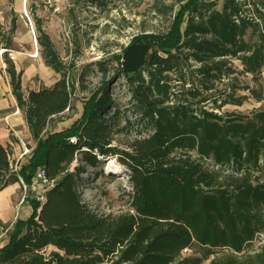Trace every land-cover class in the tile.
<instances>
[{
    "label": "trees",
    "instance_id": "trees-1",
    "mask_svg": "<svg viewBox=\"0 0 264 264\" xmlns=\"http://www.w3.org/2000/svg\"><path fill=\"white\" fill-rule=\"evenodd\" d=\"M215 6L186 0L178 13L158 8L173 13L169 33L137 34L121 56L89 64L125 79L133 121L122 116L108 81L91 92L80 121L49 132L53 118L73 109L70 71L41 24L45 63L60 75L51 87L25 95L22 73L4 56L36 146L14 169L0 143V191L21 179L29 185L39 168L53 186L43 204L28 193L32 213L8 230L0 264H264V247L246 252L264 233V109L222 112L249 96L264 102L261 89L239 86L231 63L239 60L241 74L253 79L264 72V0ZM12 33L0 25V47L11 50ZM134 127L140 130L127 148H115V136ZM115 155L128 174L131 211L99 215L82 200L74 162L95 169ZM7 228L0 221V232ZM193 248L201 252L183 256Z\"/></svg>",
    "mask_w": 264,
    "mask_h": 264
},
{
    "label": "rangeland",
    "instance_id": "rangeland-1",
    "mask_svg": "<svg viewBox=\"0 0 264 264\" xmlns=\"http://www.w3.org/2000/svg\"><path fill=\"white\" fill-rule=\"evenodd\" d=\"M216 4L215 9L221 10L225 0H207ZM186 0H0V25L3 34L10 35L14 27L13 40L23 47L14 49L22 51L26 61L31 62L29 54L38 53L33 59L40 71L31 78L23 77L24 87L27 92L31 89L42 88L49 84L53 78H60L50 66L45 63L43 47L39 43L40 32L38 24L53 44L55 52L64 64L65 70L70 71L72 81V105L73 109L66 111L62 116L53 118L49 132H58L69 129L75 122L80 121L85 115V106L89 104L91 92L98 89L101 84L110 82L112 98L120 106L122 116L131 117L132 105L129 101V92L123 77H114L111 70L106 76L97 72L95 66L89 64L96 61L108 60L114 56H121L132 38L140 33L167 34L171 30L173 13H178ZM171 6L173 13L166 9V14L161 15L156 9H164ZM232 67L236 69V75L241 88L247 86L251 89H261L264 93V72L256 79L251 75H242L243 66L239 60H232ZM111 66L116 67L113 61ZM53 70L54 74H52ZM49 72V73H48ZM87 72L80 84V75ZM52 75V77H50ZM81 87L85 88L82 90ZM246 88V87H245ZM249 94L247 91L241 92ZM25 94V93H24ZM259 108L264 109V102L256 101L249 96L248 100L240 107L226 106L222 112H236L249 114ZM23 114V111H22ZM140 127H134L131 133H123L115 136L113 146L119 150H125L128 143L133 140ZM101 166L93 169L83 162H74L81 166L80 186L82 200L99 215H120L130 212L131 187L128 174L123 165L118 161V156L101 158ZM114 161L117 174H107V166ZM264 247V233L253 240L246 252H258ZM52 248H49V251ZM201 252L193 248L183 253V256ZM208 264V262L206 263Z\"/></svg>",
    "mask_w": 264,
    "mask_h": 264
},
{
    "label": "crops",
    "instance_id": "crops-1",
    "mask_svg": "<svg viewBox=\"0 0 264 264\" xmlns=\"http://www.w3.org/2000/svg\"><path fill=\"white\" fill-rule=\"evenodd\" d=\"M23 46L16 42V39L12 42L11 49H20ZM19 53L14 63L16 71L22 73L21 86L25 95L28 93L25 90L23 77L31 78L32 75H37L42 72L44 74L45 69L40 67V71L35 65L41 66L39 63H35L33 58L31 62H27L25 55L22 51H16ZM52 71L53 70H48ZM49 73V72H48ZM54 74V72L52 73ZM56 75V74H54ZM52 77V75H50ZM53 78V77H52ZM11 77L7 72V64L5 57L0 55V143L6 149H9L11 156V166H17L22 164L30 157L26 155L21 158L22 150L25 147L34 148L36 146L33 140L29 127L25 121L22 110L18 107L17 100L13 95V90L10 84ZM57 79L44 84L43 87H51ZM41 88H34L31 90H39ZM18 113H14L15 111ZM23 181L20 180L16 184L10 185L7 188L0 191V221L3 226H9L16 220H27L31 213L32 207L29 201H22L23 194ZM25 183V182H24ZM35 188H29L30 194H32ZM6 231V230H5ZM0 232V247L8 242V234Z\"/></svg>",
    "mask_w": 264,
    "mask_h": 264
},
{
    "label": "built area",
    "instance_id": "built-area-1",
    "mask_svg": "<svg viewBox=\"0 0 264 264\" xmlns=\"http://www.w3.org/2000/svg\"><path fill=\"white\" fill-rule=\"evenodd\" d=\"M0 55L6 56V58L8 60L15 62L19 53L16 52L15 50H12V49L8 50L2 46V47H0ZM29 57L35 59L38 57V53L29 54ZM14 113H18V111L16 110ZM70 141H71V143H76L77 138L72 137L70 139ZM33 149L34 148H28V147L23 148L21 158L26 156V155H30ZM13 167H14V169L17 168L16 166H13ZM52 186H53V182L48 181L44 169L39 168L37 171V174L32 178L31 183L29 185L24 183V181H23L22 201H26V200L28 201L29 188H35L34 189L35 191L30 196L33 200H36V201L40 202L41 204H43L45 202L46 192ZM13 224H14V222L8 226L5 233H8V230L13 226ZM187 251H188V249L184 250L183 253H185ZM183 255H185V254H183Z\"/></svg>",
    "mask_w": 264,
    "mask_h": 264
},
{
    "label": "bare ground",
    "instance_id": "bare-ground-1",
    "mask_svg": "<svg viewBox=\"0 0 264 264\" xmlns=\"http://www.w3.org/2000/svg\"><path fill=\"white\" fill-rule=\"evenodd\" d=\"M114 161H110L107 166V174H117L119 171H116V168L113 167Z\"/></svg>",
    "mask_w": 264,
    "mask_h": 264
}]
</instances>
